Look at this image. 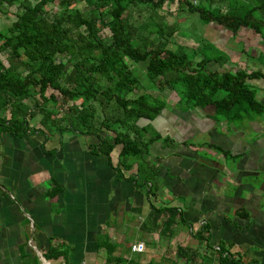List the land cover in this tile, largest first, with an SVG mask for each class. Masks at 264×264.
Listing matches in <instances>:
<instances>
[{
	"label": "trees",
	"instance_id": "obj_1",
	"mask_svg": "<svg viewBox=\"0 0 264 264\" xmlns=\"http://www.w3.org/2000/svg\"><path fill=\"white\" fill-rule=\"evenodd\" d=\"M76 1L0 0V11L13 16L0 29V133L19 139L41 136L40 147L49 154L60 152L61 146L60 151L46 149L48 133L58 134L60 145L64 135L80 136L90 155L105 156L109 163L111 152L120 146L114 170L119 178L128 171L126 180L150 199L141 229L171 236L177 218L185 221L176 206L154 203L161 165L148 160L153 144L160 141L165 148L172 140L163 136L170 135L167 131L156 127L164 111L172 108L160 92L168 87L177 93L175 106L182 112L213 105L215 121L236 125L263 114L264 103L248 80L264 79V72L211 69V62L222 66L229 58L210 42L195 47L176 44L170 49L167 44L174 41L178 26L168 25L159 10L175 1L178 10L196 14L204 24L234 34L251 29L263 38L264 0H84L82 8L74 5ZM49 4L58 7L47 8ZM135 7L143 13L139 23L133 21ZM129 61L144 64L146 81L134 73ZM137 86L145 91L130 97ZM37 115L39 125L34 126L30 120ZM216 149L231 156L225 149ZM50 185L45 196L52 198L62 188L52 175ZM247 216L244 211L242 217ZM193 235L217 253V264H246L242 252L224 245L210 248L208 225ZM97 246L106 252L105 264L134 263L115 255L117 246L105 233L97 235ZM72 251L66 243H49L43 255L47 260L62 257V264H77L71 263ZM177 251L180 256L189 254L192 263L195 257L200 264L209 258L189 246L179 245ZM249 264L259 263L253 258Z\"/></svg>",
	"mask_w": 264,
	"mask_h": 264
},
{
	"label": "crops",
	"instance_id": "obj_2",
	"mask_svg": "<svg viewBox=\"0 0 264 264\" xmlns=\"http://www.w3.org/2000/svg\"><path fill=\"white\" fill-rule=\"evenodd\" d=\"M215 27L223 34L213 35L218 36L213 41L231 53L222 66L217 65L218 71L264 72L252 61L249 63L250 54L243 59L247 54L245 49L238 51L227 46L244 33L248 41L250 33L242 29L234 34ZM255 35L259 38L255 36L257 42L250 46L252 58L258 61L263 55H257L255 49L262 45L263 38ZM212 63L217 64L211 62L208 67ZM248 82L256 88L257 99L264 103V79ZM182 113L186 115L170 112L168 120L158 119L156 127L167 131L170 135L163 136L172 140L165 148L160 141L156 142L148 156V160L161 165L157 177L160 188L154 203L176 206L188 223L177 218L178 225L171 236L159 230L141 229L150 210V199L126 180L129 172L125 170L119 178L114 170L120 146H116L115 157L116 147L111 152L109 163L105 156L90 155L86 144L79 145L80 136L64 135L68 138L63 137L60 145L57 135V147H48L47 142L45 146L59 151L61 146V151L49 154L40 147L42 139L35 140L38 135L19 139L0 133V264H34L35 261L44 264L41 255L44 257L49 243L70 246L71 263L95 264L101 256L105 262L106 252L97 246L100 233L107 234L109 241L117 246L115 255L127 262L134 261L133 264L201 263L199 257L192 263L189 254L180 256L179 245L209 255L204 264H217V253L208 250L193 235L203 224L208 225L210 248L224 245L230 251L244 253L242 259L246 264L253 258L264 264V112L254 120H245L257 135L247 132L245 121L236 125L215 121L213 105ZM193 129L194 135H183ZM15 140H23L20 154L37 149L38 157L29 162L14 159L8 142ZM216 147L227 150L231 156H225ZM51 175L62 190L49 198L45 193L50 189ZM244 211L248 212L245 218ZM137 242L144 243L143 253L132 251V245ZM47 261L59 264L63 260L59 257Z\"/></svg>",
	"mask_w": 264,
	"mask_h": 264
},
{
	"label": "rangeland",
	"instance_id": "obj_3",
	"mask_svg": "<svg viewBox=\"0 0 264 264\" xmlns=\"http://www.w3.org/2000/svg\"><path fill=\"white\" fill-rule=\"evenodd\" d=\"M74 5L78 6V7H85L86 6V2L84 0H77ZM47 8H56L58 6H54V4H49L46 6ZM142 7V6H139V8ZM137 7H135L133 9V21L136 22V23H139L140 21H142L143 19V13H138V11H136ZM159 13L161 15H164V20L165 22H167L168 25H173V24H176L178 26V31L173 35V38H174V41L167 44V47H169L170 49H175L176 48V44H180V45H184L186 47H195V46H202V44H207V42H210L212 45H214L215 47H219L213 40H216L215 37H218V36H213V35H221L223 34V32H221L220 30H218L215 26H219V25H215L214 27H212L211 24H204L202 23L199 18L197 17L196 14H187L186 11H180L178 10L177 8V3L175 1L173 2H168L165 4L164 8H162L161 10H159ZM13 20V16L11 14H6L4 12H1L0 11V29H3L5 28L6 26H8L11 21ZM211 27V28H209ZM223 28V27H222ZM243 32H246V33H250L251 36L250 38H248L249 40L247 41V38L245 37H248L247 34H242L243 37H240V39L242 38H245V39H232L231 40V45L227 44V46H233L234 48H236V50L240 51L242 48L245 49V51L247 52L246 57L243 58V59H247V55H249V58L250 59L249 63H251L252 61V64H255V65H258L257 67L264 70V64H262L261 62L263 61L264 59V37L262 39V45L259 47V49H255L256 51V54L257 55H263L261 58H259V60H254V58H252V55L253 54V51H252V46H250V44H256V38H259V36H256L254 31H252L251 29L250 30H243ZM103 34L105 36H107V32L106 31H103ZM239 35V33L237 34V36ZM253 35V36H252ZM256 36V38H254ZM224 38H225V35H224ZM233 40H235V43L233 42ZM224 40H222L221 42L223 43ZM221 42L219 44H221ZM220 48V47H219ZM222 49V48H220ZM230 50H233L231 48H228ZM190 50V48H188V51ZM222 51L225 53L226 57L229 56L231 53L229 52V50H225V49H222ZM215 53V52H214ZM242 55V54H241ZM244 56V55H243ZM1 57L4 61V63H6V58H5V54H1ZM240 56L238 55V58ZM242 57V56H241ZM253 59V60H252ZM242 60V59H241ZM248 61V60H247ZM248 63V62H247ZM129 65L130 67L133 69L134 73L141 77V79H143L145 77V75L143 76V73H144V64L143 63H134V62H131L129 61ZM218 64H215V63H212V67L211 68H218L217 66ZM147 80V78L145 77V81ZM143 85L145 86V83H143ZM147 89V88H146ZM51 91V89H48L47 92L49 93ZM145 91V87L143 86H137L130 94L129 96L130 97H134L138 94H140L141 92ZM148 91H151L152 93H157L156 92V89H150ZM162 95H164L166 98L169 99V101L171 103L175 102V105L177 104L178 100H179V97L177 95V93H175L172 89L170 88H164L162 92H160ZM258 96H259V93H258ZM28 103H31L33 102L32 99H27L26 100ZM172 108H168L164 111V119H167L168 120V117L171 115V114H167L168 112H177L178 114H181V115H186L185 113H182L181 110L179 108H177L175 105H172V104H169ZM3 114L6 115L5 112H3ZM173 118H175V114H173L172 116ZM39 118H40V115H37L35 118H33L32 120H30L31 124L34 125V126H38L39 125ZM244 126H246L248 128V131L250 135H257L256 132L249 126L248 122L245 121L244 122ZM196 132L195 129H193L192 132H184L183 135H194V133ZM50 136H49V140L47 141V144L48 147H57L58 146V140H57V135L58 134H55V133H48ZM201 135V134H200ZM202 135H207L206 133L205 134H202ZM34 138V137H33ZM68 137L64 136V139L67 140ZM32 138H30L31 140ZM42 137L41 136H36L35 137V140L38 141V140H41ZM72 139V138H71ZM73 140V139H72ZM79 141H81L79 143V145H84L86 142H85V138H84V142H83V138L82 137H79ZM9 143V146H11L12 148V157L14 159H20L22 160L23 162H29V159L33 160L35 158L38 157L37 155V149H30L29 151L27 152H23L22 154H20V152L22 151V149H24V145L23 144H20V143H23V140H15L14 142H8ZM115 154H113V157L116 156V153H117V147L115 148ZM16 150V151H15ZM128 173V171H127ZM126 234H131V233H126ZM127 244H129V242H127ZM145 247V245H144ZM125 250V249H124ZM146 250V247L143 249V251L141 253H143L144 251ZM126 251V250H125ZM103 257H99L95 264H105V262H103ZM59 264H62V263H59ZM88 264V263H86ZM114 264V263H112ZM185 264V263H184Z\"/></svg>",
	"mask_w": 264,
	"mask_h": 264
},
{
	"label": "built area",
	"instance_id": "obj_4",
	"mask_svg": "<svg viewBox=\"0 0 264 264\" xmlns=\"http://www.w3.org/2000/svg\"><path fill=\"white\" fill-rule=\"evenodd\" d=\"M144 243L143 242H137L135 244L132 245L131 249L132 251L134 252H138V253H141L144 249ZM78 264H86L85 262H81V263H78Z\"/></svg>",
	"mask_w": 264,
	"mask_h": 264
},
{
	"label": "water",
	"instance_id": "obj_5",
	"mask_svg": "<svg viewBox=\"0 0 264 264\" xmlns=\"http://www.w3.org/2000/svg\"><path fill=\"white\" fill-rule=\"evenodd\" d=\"M41 258L44 264H50L42 255H41Z\"/></svg>",
	"mask_w": 264,
	"mask_h": 264
}]
</instances>
